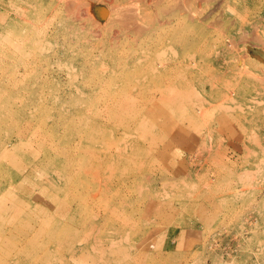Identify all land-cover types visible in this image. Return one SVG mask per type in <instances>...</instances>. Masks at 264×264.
<instances>
[{"label":"rangeland","instance_id":"rangeland-1","mask_svg":"<svg viewBox=\"0 0 264 264\" xmlns=\"http://www.w3.org/2000/svg\"><path fill=\"white\" fill-rule=\"evenodd\" d=\"M0 264H264V0H0Z\"/></svg>","mask_w":264,"mask_h":264}]
</instances>
